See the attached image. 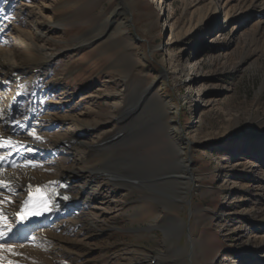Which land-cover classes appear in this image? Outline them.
I'll return each mask as SVG.
<instances>
[{"label":"rangeland","instance_id":"1","mask_svg":"<svg viewBox=\"0 0 264 264\" xmlns=\"http://www.w3.org/2000/svg\"><path fill=\"white\" fill-rule=\"evenodd\" d=\"M68 1L59 26L35 41L39 53L30 51L41 73L22 89L14 115L22 125L33 109L41 119L65 120L33 123L34 136L18 143H28L23 156L34 172L56 177L60 162L74 163L62 138L78 122L89 130L102 114L108 125H97L95 137L104 139L89 150V166L124 175L112 182L115 193L98 194L39 233L44 242L21 249L48 264H264V53L249 56L247 37L255 16H244L247 24L240 15L228 24L222 17L168 42L183 2L198 8L206 0H0V50H11L12 35L37 20L36 6ZM87 33L105 39L66 53ZM168 56L174 70L167 76ZM113 122L117 129L103 134ZM172 127L195 137L187 156L166 134Z\"/></svg>","mask_w":264,"mask_h":264},{"label":"bare ground","instance_id":"2","mask_svg":"<svg viewBox=\"0 0 264 264\" xmlns=\"http://www.w3.org/2000/svg\"><path fill=\"white\" fill-rule=\"evenodd\" d=\"M206 2L205 6L198 8H190L188 4L183 2L185 6L182 14L183 17L177 20L176 23L172 24L171 27L168 26L169 24L167 25L169 27L168 42H179L183 38L192 35L193 32L197 30H208L211 27L214 28L217 25V21L222 19V17V21L225 24H228L229 21L234 20L237 15H240L242 18L246 15H248L249 18L254 15V21H250V31L247 34L248 39L253 45V50L250 51L251 54L249 56L256 55L260 52L264 53V0H206ZM70 5L71 3L68 1L57 6H46L44 3H41L39 7L36 6L35 10L38 13L36 15L37 20L34 22L31 21L28 29H26V32L21 36H18L15 33L12 35L11 50H0L1 263L48 264L47 262L40 260L38 256L28 253L25 249H23V251L21 249L22 245L30 242L35 244L36 239L39 240V233L45 232L47 228L58 225L57 223H59L60 219L68 216L71 212H78V210L82 208V205L86 203L90 204L91 201L96 199L98 194L107 195L109 193H115V185L112 182L116 180L117 177H123L124 175L119 169H115L114 171L110 167L103 168L100 165H97L96 167L89 166V150L95 148L97 143L103 138L102 135L95 137L97 125H108V121H103L104 118L101 120V118L104 117L102 114H94L95 118L91 120L92 126H87L90 128L89 130L84 129L81 132L79 127H83L84 124L83 122H78L77 125L74 124L75 126L71 129L69 136L62 138L64 140H62L61 143L64 147L60 148L62 150L69 149L68 151L72 152L74 163L64 166V164L60 162L59 170L56 171L57 179L56 177L48 176L45 172H34L32 168L33 164L23 156V145L26 147L28 143L22 142L21 146H19L18 143V140L21 141V136L23 135L34 136L36 130L34 129V126H32L33 123L40 124L43 122V124H45L47 120L52 118L58 121L65 120L63 116L58 117L56 113L53 117L42 116L41 119L36 109H33L30 113V117L26 118L23 123L24 125H22L14 120V115L17 114L18 105L23 97L22 89L28 91L30 87L33 88L35 82H33L32 79H37L41 73V69H39L37 65H33L35 62H33V54L30 52L34 49L39 53V48H37L35 41L51 30L52 26H59L58 24L60 22H58V16L64 15L65 11L71 7ZM158 5L157 2V6ZM49 8L52 12L55 11L57 13L56 18L51 19V17L48 18L44 15L45 13L43 11H46L47 9L49 10ZM115 12L116 10L113 13L115 14ZM241 20L245 19L243 18ZM244 22L247 24L248 21L245 20ZM88 35L90 34H87L83 38L85 39ZM168 42L166 45H168ZM39 55L41 56L40 60L42 61V64L46 60L43 59L45 58L44 56L41 54ZM170 68L173 71L174 64L171 56H168V61L164 66L165 75L168 76L167 70ZM27 77H30L29 80L31 79V82L26 80ZM74 93L75 92L72 94ZM98 97L103 96L100 95ZM102 99H104V97ZM59 104L63 105L60 102ZM60 105H54L55 109H63ZM116 108L117 105L114 104V122L116 121L115 117L117 115ZM48 110H52V107ZM173 115L177 116V112L174 111ZM99 119L101 121H99ZM114 122L113 126L109 130L103 132V134L117 129ZM166 130V134L170 139L177 140L179 148L181 147V154L187 156L192 149V143L194 142L195 137H186L180 128L177 127L167 128ZM25 132L26 134H24ZM124 135L126 136V132ZM88 138H91V140H87ZM58 152H61V150ZM56 155L57 153L52 156L50 155L51 157L49 159H52V157H55ZM179 161L181 164L180 168L186 169L188 166H186V161L182 158H180ZM58 179L61 183H57V185L63 186L62 190L66 189L65 191L61 190V195L64 198H58L54 201L47 211L45 219L40 223L34 225L23 224L20 215L32 204V194H34L38 188L48 186L52 181L58 182ZM78 180H82L81 185L76 184ZM57 185L51 184V187ZM89 188H92V190ZM72 190H78L76 195L70 193ZM65 197H67V199H65ZM33 236H35L34 240ZM41 237L40 240L44 242L45 240ZM49 238L52 239L50 241L51 243L54 242L53 238ZM251 243L254 242L250 241L249 244L251 245ZM253 246L254 245H252V247ZM261 246L264 245L260 244L259 247ZM155 264H163L162 259L157 258Z\"/></svg>","mask_w":264,"mask_h":264},{"label":"water","instance_id":"3","mask_svg":"<svg viewBox=\"0 0 264 264\" xmlns=\"http://www.w3.org/2000/svg\"><path fill=\"white\" fill-rule=\"evenodd\" d=\"M113 14L114 13H112L111 17L113 16ZM87 34H89V33H87ZM90 34H92V32ZM86 35H84V36H86ZM84 36L80 37L79 38L80 40L77 39V41L74 44V45H76V47L67 50L66 53L67 52L68 53H74L77 50H81V49L83 50V49L93 47L105 39L104 35H100L99 37L89 36V37H86L85 39L83 38Z\"/></svg>","mask_w":264,"mask_h":264},{"label":"snow or ice","instance_id":"4","mask_svg":"<svg viewBox=\"0 0 264 264\" xmlns=\"http://www.w3.org/2000/svg\"><path fill=\"white\" fill-rule=\"evenodd\" d=\"M65 199H67V197H65Z\"/></svg>","mask_w":264,"mask_h":264}]
</instances>
